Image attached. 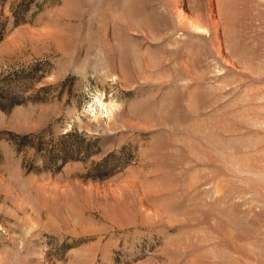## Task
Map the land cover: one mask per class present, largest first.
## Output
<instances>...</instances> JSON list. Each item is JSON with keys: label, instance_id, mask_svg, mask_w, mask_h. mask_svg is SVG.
Instances as JSON below:
<instances>
[{"label": "rangeland", "instance_id": "374dc122", "mask_svg": "<svg viewBox=\"0 0 264 264\" xmlns=\"http://www.w3.org/2000/svg\"><path fill=\"white\" fill-rule=\"evenodd\" d=\"M0 264H264V0H0Z\"/></svg>", "mask_w": 264, "mask_h": 264}]
</instances>
